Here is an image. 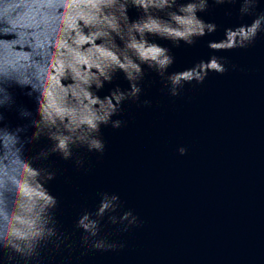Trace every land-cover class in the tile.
<instances>
[{
    "label": "water",
    "instance_id": "water-1",
    "mask_svg": "<svg viewBox=\"0 0 264 264\" xmlns=\"http://www.w3.org/2000/svg\"><path fill=\"white\" fill-rule=\"evenodd\" d=\"M189 2L0 0V264H264V0Z\"/></svg>",
    "mask_w": 264,
    "mask_h": 264
},
{
    "label": "clouds",
    "instance_id": "clouds-1",
    "mask_svg": "<svg viewBox=\"0 0 264 264\" xmlns=\"http://www.w3.org/2000/svg\"><path fill=\"white\" fill-rule=\"evenodd\" d=\"M175 3V0H152V2H148V0H145V3L147 5H154L155 7H164L165 5L171 7L172 4ZM214 3L217 5H222L225 3V0H214ZM209 0H191V2L187 3L186 5H181L179 7V13L177 14L175 12L171 13V19L175 22L177 25L176 27L171 26L166 27L165 31L163 33H157L163 38L172 39L174 42L184 41L185 44L191 45L194 43L193 38L203 36L207 32H213L216 29V25L212 23H205L203 20H201L197 13L198 12H204L208 9ZM242 14H247L248 8H242L241 9ZM264 20V16H261L257 18L251 26L242 25L235 29H227L226 30V39H230L235 41L236 37L239 38V46L246 47L249 44L253 43L256 39V37L264 31V28H261V21ZM144 43H147V41H144ZM235 46V43L233 44ZM148 49H155L154 53H151L149 56L148 54H144L140 58L143 60L151 59L153 61V64L150 65L152 67H156L159 72L166 71V69L173 63V57L169 54L168 49L162 48L156 44H150ZM147 53V51L145 52ZM203 71H193L191 76L189 77H183L173 75L171 76L170 82L173 87V95H176V89L182 86V82L184 81H190L192 79H195L197 81H202L208 71L206 66H200ZM216 71L223 72L224 67L223 65H220L218 68L213 69ZM102 86V85H101ZM140 89L133 86L132 88V95L135 96L137 93H139ZM119 126V122H117V125ZM94 147L97 149H102V144L99 142H94ZM179 152L181 155L185 154L186 149L180 148ZM88 219L87 216L83 217L79 223L80 225L85 229L89 230L90 225L88 223H85V221Z\"/></svg>",
    "mask_w": 264,
    "mask_h": 264
},
{
    "label": "snow or ice",
    "instance_id": "snow-or-ice-1",
    "mask_svg": "<svg viewBox=\"0 0 264 264\" xmlns=\"http://www.w3.org/2000/svg\"><path fill=\"white\" fill-rule=\"evenodd\" d=\"M155 51H157V50H155V49H148V52L145 53V54H148V53H154Z\"/></svg>",
    "mask_w": 264,
    "mask_h": 264
}]
</instances>
